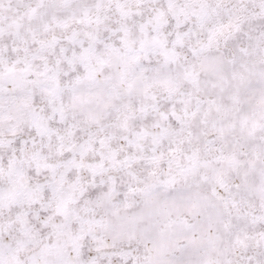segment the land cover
Listing matches in <instances>:
<instances>
[{"label":"snow or ice","instance_id":"6c2138e0","mask_svg":"<svg viewBox=\"0 0 264 264\" xmlns=\"http://www.w3.org/2000/svg\"><path fill=\"white\" fill-rule=\"evenodd\" d=\"M0 264H264V0H0Z\"/></svg>","mask_w":264,"mask_h":264}]
</instances>
